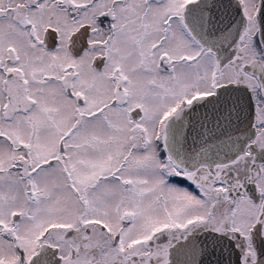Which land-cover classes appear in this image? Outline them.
<instances>
[{
  "label": "snow or ice",
  "instance_id": "6c2138e0",
  "mask_svg": "<svg viewBox=\"0 0 264 264\" xmlns=\"http://www.w3.org/2000/svg\"><path fill=\"white\" fill-rule=\"evenodd\" d=\"M0 264H264V0H0Z\"/></svg>",
  "mask_w": 264,
  "mask_h": 264
}]
</instances>
